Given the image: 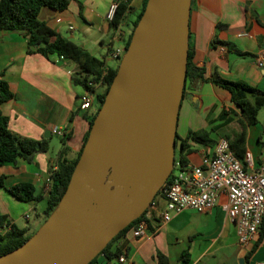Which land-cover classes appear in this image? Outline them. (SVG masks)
Listing matches in <instances>:
<instances>
[{"label":"crops","instance_id":"crops-1","mask_svg":"<svg viewBox=\"0 0 264 264\" xmlns=\"http://www.w3.org/2000/svg\"><path fill=\"white\" fill-rule=\"evenodd\" d=\"M114 1L71 0L64 10L43 7L39 17L62 36L103 59L106 67H116L118 59L113 53L125 48L142 0H131L134 9L119 29L110 28L107 18ZM190 42L195 48L193 62L205 68V76L187 81L177 132L185 138L190 130L211 131L221 125L210 134L217 141L235 124L241 111L232 101L231 92L214 83L212 77L242 80L264 90V66L259 64L260 58L264 60V0H193ZM28 48L24 32L0 29V78L8 81L15 94L0 108L9 117L12 132L47 139L50 144L48 151L37 153L32 161L20 158L0 167L5 184L0 186V212L32 234L47 219L50 170L57 168L64 146L70 149L69 158L82 148L89 129L87 117L95 109L96 97L90 106L84 105L88 90L73 80L82 72L77 62L57 54L46 57L30 53ZM104 88L95 84L96 92ZM55 127L64 134L54 133ZM214 145L191 141L187 163L201 164L203 154L212 152ZM246 145L252 156L247 167L257 168L264 162V106L258 122L248 126ZM20 182L32 183L43 198L27 202L8 191L7 187ZM226 200L222 194L212 209L200 212L186 208L165 222L160 212L166 202L160 195L157 207L151 211L147 234L138 236L134 229L127 232L125 240L130 250L123 254L125 261L100 255L94 264H157L158 251L169 257L170 264H182L185 251L190 253L189 264H264V236L242 245L235 222L223 208Z\"/></svg>","mask_w":264,"mask_h":264},{"label":"water","instance_id":"water-1","mask_svg":"<svg viewBox=\"0 0 264 264\" xmlns=\"http://www.w3.org/2000/svg\"><path fill=\"white\" fill-rule=\"evenodd\" d=\"M193 0H148L56 209L0 264H89L167 182Z\"/></svg>","mask_w":264,"mask_h":264},{"label":"trees","instance_id":"trees-1","mask_svg":"<svg viewBox=\"0 0 264 264\" xmlns=\"http://www.w3.org/2000/svg\"><path fill=\"white\" fill-rule=\"evenodd\" d=\"M115 1L117 2V7L113 17L109 19V25L112 29H119L127 22L129 14L134 7L131 0ZM147 1L142 0L141 8L133 20L131 31L126 39V46L130 43L133 31L145 10ZM70 2L71 0H0V29L24 32L28 40V52L30 53L38 52L46 57L57 54L58 56L70 58L77 62L82 72L79 75L73 76L74 83L80 84L86 90L93 92L96 97L95 109L87 117L89 129L84 137L82 148L75 157L69 158L67 153L70 149L64 146L59 152L57 168L50 170L49 177L51 182L45 208L46 218L56 209L68 188L75 166L89 136L91 126L118 70V65L116 67H106L103 59L96 57L88 49L62 36L40 19L39 14L43 7L64 10L68 8ZM218 26L221 27L222 24H218ZM194 54L195 48L190 42L186 83L188 80L204 78L205 76V68L194 64ZM212 81L231 92L232 101L241 111L240 117L235 124L229 127V130L222 136L230 141L235 155L247 167L246 139L248 126L258 122L259 111L264 106V90L242 80H228L214 76L212 77ZM90 83H93V85H90ZM95 84L103 85L105 87L104 90L96 92ZM14 96L15 94L10 89L8 81L1 77L0 106L3 102L14 98ZM221 127V125L214 126L211 131H217ZM211 131L207 129L190 130L185 138H182L177 132V146L181 149L179 158L181 162L186 163L187 153L192 152L191 141L206 146H213L216 143V139L210 135ZM49 148L50 144L47 139L39 140L12 132L9 127V117L4 115L0 108V167L7 162L15 163L20 158L32 161L37 153L46 152ZM0 186H5L3 177H0ZM7 189L19 199L27 202L39 201L43 198V195L36 193L35 186L29 182L16 183L7 187ZM161 193L162 190L158 192L155 199ZM146 212L121 230L89 264H94L100 255L113 259L119 258L123 254H128L130 246H128L125 240L126 234L145 217ZM27 231V227H20L18 224L12 223L7 214L0 212V255L18 248L36 232L28 234ZM262 236L264 235L261 234L259 238ZM156 259L157 264H170L169 257L161 251L157 252ZM189 262L190 253L189 251H185L182 254V264H189Z\"/></svg>","mask_w":264,"mask_h":264},{"label":"built area","instance_id":"built-area-1","mask_svg":"<svg viewBox=\"0 0 264 264\" xmlns=\"http://www.w3.org/2000/svg\"><path fill=\"white\" fill-rule=\"evenodd\" d=\"M116 7L117 2L114 1L107 15L108 19L113 17ZM125 49L126 46L116 49L113 56L120 60ZM259 64L264 66L262 58L259 59ZM94 96L93 92L88 91L84 105L90 106ZM53 131L59 135L64 134L58 127ZM246 159L250 164L252 156L248 152ZM47 182L50 189V177ZM161 190L166 205L160 212V217L165 222L171 220L173 213L186 208L200 212L212 209L219 203L220 196L225 194L227 200L223 208L236 224L239 242L244 246L249 245L261 234L264 235V162L257 168L248 169L235 155L226 137L220 136L217 139L212 152L204 153L199 165L175 159L173 170ZM157 205L156 198L146 210L145 217L133 228L136 235L147 234L151 211ZM125 259L124 255L118 258L121 262Z\"/></svg>","mask_w":264,"mask_h":264},{"label":"rangeland","instance_id":"rangeland-1","mask_svg":"<svg viewBox=\"0 0 264 264\" xmlns=\"http://www.w3.org/2000/svg\"><path fill=\"white\" fill-rule=\"evenodd\" d=\"M120 62H121V59L118 60V65L120 64ZM187 135H188V134H187ZM58 143L61 144V142H59V141H58ZM51 151H53V148H51ZM180 155H181V149H180L179 146H177V148H176V157H177V158H180ZM34 219H35V216L32 214L31 220H34ZM44 222H45V221H44ZM39 228H40V227H39ZM39 228H38V229H39ZM38 229H37V230H38Z\"/></svg>","mask_w":264,"mask_h":264}]
</instances>
